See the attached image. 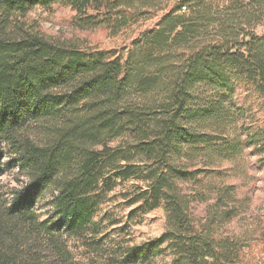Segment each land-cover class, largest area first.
<instances>
[{"label":"trees","instance_id":"16d2710c","mask_svg":"<svg viewBox=\"0 0 264 264\" xmlns=\"http://www.w3.org/2000/svg\"><path fill=\"white\" fill-rule=\"evenodd\" d=\"M156 1L0 0V150L11 145L29 179L11 197L0 192V264H76L61 228L87 235L95 199L114 177L140 180L132 203L167 212L165 231L125 248L121 264L146 263L164 244L171 264H238L243 240L222 229L242 200L235 185L213 186L214 200L196 221L203 194L194 190L200 179L186 148L218 140L201 130L222 105L199 100L205 87L230 97L233 80L245 79L264 97V34L248 30L264 16V0H228L216 17L212 0H178L133 40L130 47L145 44L139 55L54 41L28 21L36 6L57 3L74 11V27L118 34ZM187 4L192 14H178ZM214 24L216 34L197 41ZM169 41L188 54L165 56L159 49ZM249 141L264 144V130ZM49 187L55 213L41 220L34 204Z\"/></svg>","mask_w":264,"mask_h":264},{"label":"rangeland","instance_id":"374dc122","mask_svg":"<svg viewBox=\"0 0 264 264\" xmlns=\"http://www.w3.org/2000/svg\"><path fill=\"white\" fill-rule=\"evenodd\" d=\"M177 1L157 0L148 13L118 34L105 27L94 30L74 27V11L69 6L57 3L48 7L36 6L28 14V21L54 41L83 48L117 49L124 56L132 50L139 55L144 51L145 44L140 42L130 47L133 40L144 30L156 26L167 9ZM212 1L210 11L216 17V12L223 10L228 0ZM186 6V10L182 6L178 14H192L191 5ZM258 17L256 15V19H251L248 30L261 35L264 34V16ZM216 32L214 24L201 33L197 41L211 39ZM181 45L169 41V44L161 45L159 51L165 56L179 59L184 52H189L185 45ZM233 82L235 91L230 97L218 95L212 86L205 87L198 97L208 107L215 108L219 102L222 105L217 115L207 116L205 127L201 128L214 134L218 140L186 148L187 159L197 170L200 179L194 190L202 193L205 199H198L194 203L193 212L196 221L202 222L208 206L214 200L212 187L235 185L237 198L242 200L241 213L227 223L222 232L243 240L244 247L238 264H264V144L258 147L249 145V140L264 130V97L245 79H235ZM27 183L29 179L21 172L17 152L3 142L0 150V192L11 197L14 190H22ZM138 184L142 182L134 178L121 180L114 177L111 189L95 199V211L90 215L85 233L88 236L67 235V226H62L61 232L67 238V246L76 264H121L125 248L144 244L165 231L167 212L163 204L149 208L139 202L132 203L130 193L137 190ZM192 184L190 181L186 186ZM54 194L56 192L49 187L37 196L34 209L41 220L54 216ZM172 258L168 245L164 244L161 251L148 262L138 264H171Z\"/></svg>","mask_w":264,"mask_h":264},{"label":"built area","instance_id":"2783aa9c","mask_svg":"<svg viewBox=\"0 0 264 264\" xmlns=\"http://www.w3.org/2000/svg\"><path fill=\"white\" fill-rule=\"evenodd\" d=\"M183 9L186 10V6H183Z\"/></svg>","mask_w":264,"mask_h":264}]
</instances>
